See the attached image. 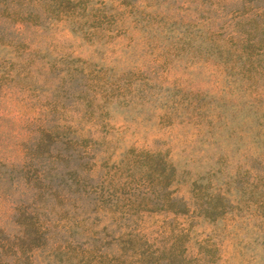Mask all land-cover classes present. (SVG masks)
<instances>
[{"label":"rangeland","instance_id":"374dc122","mask_svg":"<svg viewBox=\"0 0 264 264\" xmlns=\"http://www.w3.org/2000/svg\"><path fill=\"white\" fill-rule=\"evenodd\" d=\"M0 264H264V0H0Z\"/></svg>","mask_w":264,"mask_h":264},{"label":"trees","instance_id":"16d2710c","mask_svg":"<svg viewBox=\"0 0 264 264\" xmlns=\"http://www.w3.org/2000/svg\"><path fill=\"white\" fill-rule=\"evenodd\" d=\"M26 234L27 235L33 234L31 236L35 237L38 234V230H37V228L34 227V225L31 224L29 227L26 228Z\"/></svg>","mask_w":264,"mask_h":264}]
</instances>
